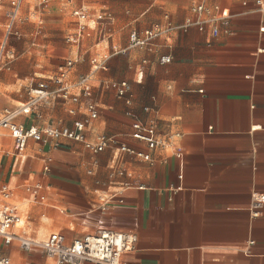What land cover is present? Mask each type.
Returning <instances> with one entry per match:
<instances>
[{
    "label": "crops",
    "instance_id": "obj_1",
    "mask_svg": "<svg viewBox=\"0 0 264 264\" xmlns=\"http://www.w3.org/2000/svg\"><path fill=\"white\" fill-rule=\"evenodd\" d=\"M56 1L46 14L48 30L42 35L41 27L28 39L19 26L21 7L20 37L11 39L8 52L15 57L17 50L23 59L0 73V117L27 104L40 82L51 92L68 85L77 102L53 96L14 123L41 130L82 122L87 141L117 138L151 159L116 148L93 154L65 138L30 140L19 155L9 131L0 132V190L14 192L11 202L22 216L15 232L39 241L59 233L66 244L101 230L134 234V250L122 257L134 264H264V204L254 216L255 198L264 195V14L258 0H201L204 20L219 8L230 14L228 25L187 31L177 27L198 19V0ZM10 2L0 0L6 8L0 44ZM75 11L87 15L79 42L73 41L82 22ZM157 24L171 29L150 48L112 55L128 48L132 32ZM40 35L42 49L33 57L28 42L36 45ZM166 56L171 62L161 64ZM93 60L106 62V69L96 70ZM68 62L73 67L64 84L50 82ZM45 64L58 72L48 76ZM81 76L89 77L90 98L77 86ZM122 82L130 85V105L108 86ZM136 122L154 124L170 147L151 151L134 140ZM0 247L13 264H55L41 249L25 252L18 242L1 241Z\"/></svg>",
    "mask_w": 264,
    "mask_h": 264
},
{
    "label": "built area",
    "instance_id": "obj_2",
    "mask_svg": "<svg viewBox=\"0 0 264 264\" xmlns=\"http://www.w3.org/2000/svg\"><path fill=\"white\" fill-rule=\"evenodd\" d=\"M23 2L24 0H11L10 2V10L7 14V23L5 27V38L0 44V73L3 68L8 65V62L14 58V55L8 52V44L11 39L20 37L16 26L19 21L20 10ZM40 2L41 4H46L48 3V0H40ZM257 5L259 7V11L264 14V2L262 0H258ZM207 11V8L201 0H198V3H196L193 7V12L196 14L198 19L187 20L185 24L177 27V29L187 31L191 27H197L200 30H204L205 26L209 23H223L226 26L228 25V19L230 18V14L228 12L216 8L218 15L208 21L202 18V15ZM73 15L82 21L79 22V34H77V36L73 39V41L79 42L86 29V24L84 22L87 19V15L83 11H75ZM169 29L171 28H166L157 24L141 33L132 32L129 37L128 48H115L112 55L125 54L129 48H150L155 41L165 35ZM262 31H264V28ZM212 35L213 38H218L220 36L218 26H214ZM170 62V56L160 59L161 64H168ZM92 64L95 66L96 70L106 69V62L99 63L96 60H93ZM72 67L73 62H68L65 68L61 70L60 75L57 78L51 79L50 82L57 85L64 84ZM77 86L81 88L83 95L86 98L91 97L92 89L88 76H81L78 80ZM108 86L116 90L119 98L124 99L128 105L131 104L130 85L127 82L112 83ZM30 93L31 99L27 104L21 106L15 111H6L5 114L0 117V132L5 130L9 131L14 139V149L19 155L26 150L30 140L47 144L49 139L57 141L65 138L84 143L86 149L91 151L93 154L102 153L107 148H116L120 153H128L145 160L151 159L148 154L131 148L126 144H121L117 138L103 136L96 143L87 141L85 135L83 134L85 124L82 122H76L73 128L47 127L41 130L34 126L27 128L14 123V119L21 113L33 110L40 103L49 101V99L53 96L60 95L64 99H71L74 102L78 101L77 97L69 96L68 85L63 88L61 87V89L57 92H51L49 91V83L40 82L36 87L31 89ZM88 111L90 112L92 119L97 118V110L93 102L88 103ZM131 136L137 142L146 144L151 151L160 148L168 149L170 147V145L159 136L154 124L146 125L136 122L133 124V132ZM176 154L179 158L181 157L180 150H176ZM50 162L51 160H48V163ZM45 171L49 172V165L45 167ZM36 187L41 188V185L37 184ZM28 190L30 191L31 188H28ZM13 196L14 192L8 186H3L1 188L0 241L3 245L11 246L13 243L18 242L21 249L25 252H30L34 249H41L45 252L48 258L54 261L55 264H84L86 262H93L97 264H134L124 262L122 259L124 254L132 252L135 248L137 236L134 234L101 230L95 234L86 235L84 238L76 240L71 244H66L64 236L59 233L51 234L43 241L16 233L15 229L20 227L22 224V216L17 207L11 202ZM263 204L264 195L256 196L254 203V216H258L256 210H258ZM0 264H13V262L8 256L0 252ZM30 264L41 263L36 262Z\"/></svg>",
    "mask_w": 264,
    "mask_h": 264
},
{
    "label": "rangeland",
    "instance_id": "obj_3",
    "mask_svg": "<svg viewBox=\"0 0 264 264\" xmlns=\"http://www.w3.org/2000/svg\"><path fill=\"white\" fill-rule=\"evenodd\" d=\"M53 2H58L56 0H51L48 4L44 5H39V3L36 0H28L22 7V12H21V20H20V28L23 30L25 34H27V39L31 38L30 34L33 32H36V30L40 29L43 27L41 31H43L42 35L45 34L46 30H48L49 27V21L46 19V14L49 12L50 7ZM65 7V6H64ZM0 12L3 13L5 12L6 8L0 7ZM40 35L38 39L36 40V45H32L31 42H28L27 50L28 54L31 56H39L37 51H40L42 49V45L39 43L42 41L43 36ZM25 41V40H23ZM19 41V42H23ZM16 55L14 59L10 60V63L8 62V65L4 67L3 72L8 70L10 67H12L15 63H18L20 60L23 59V57L20 56L18 51L16 50ZM42 56V54H41ZM38 58V57H37ZM43 71H48L47 75L52 76L55 75L58 72V66L57 65H42ZM42 70V69H41ZM40 71V70H39ZM32 75H35V71L30 72ZM40 76V75H36ZM20 206L19 204H17ZM26 207L24 209L21 207L22 211H25ZM1 248V247H0Z\"/></svg>",
    "mask_w": 264,
    "mask_h": 264
}]
</instances>
